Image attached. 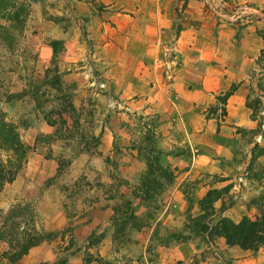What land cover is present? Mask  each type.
I'll use <instances>...</instances> for the list:
<instances>
[{"label": "rangeland", "instance_id": "rangeland-1", "mask_svg": "<svg viewBox=\"0 0 264 264\" xmlns=\"http://www.w3.org/2000/svg\"><path fill=\"white\" fill-rule=\"evenodd\" d=\"M3 1L0 167L15 175L0 189V204L8 201L0 209V264H230L217 238L181 236L191 234L201 215L195 203L209 189L228 187L213 208L235 223L264 205V162L251 161L254 145L264 147V49L245 85L250 127L227 120L229 97L216 101L234 85L202 111H186L199 115L188 122L169 86L176 31L152 54L139 40L143 32L128 17L115 20L106 5L101 10L100 0ZM116 1L132 16L135 0ZM223 1L264 15V0ZM142 4L147 15L154 3ZM249 21L264 25V18ZM256 33L264 42V30ZM11 94L18 97L7 100ZM217 142L225 156L212 152ZM199 155L217 171L193 172ZM155 157L173 182L140 198L146 162ZM16 178L21 185L10 193ZM33 236L45 239L10 261Z\"/></svg>", "mask_w": 264, "mask_h": 264}, {"label": "crops", "instance_id": "crops-1", "mask_svg": "<svg viewBox=\"0 0 264 264\" xmlns=\"http://www.w3.org/2000/svg\"><path fill=\"white\" fill-rule=\"evenodd\" d=\"M88 2L90 6L93 3L92 0ZM100 3L102 4L98 2L97 5L101 7L106 5L107 11H114L115 20L128 17L132 28L139 29L138 36L143 32L139 40L144 37L141 41L146 43L148 53H158L168 34H174L176 31L171 39L173 61L170 65L173 67L169 73L171 78L169 86L176 93V113L181 114L182 118L188 119V122L195 118L199 119L198 114L188 116L185 112L191 108L202 111L203 106L213 103L214 96L234 85L236 88L226 101V118L235 124L243 121V127L251 126L252 122L245 118L248 109L242 104L246 96L245 85L255 71L254 60L264 49V42L256 33L264 30L262 23H251L252 21L248 20L245 27L240 28L237 24L225 22L223 13L233 6L223 0H151L154 4L147 15H141L142 0H135L129 11L132 16L118 12L119 1L115 0L112 4L100 0ZM105 8L102 7L101 10ZM184 107L187 109L184 110ZM236 113H242L245 119L233 120ZM221 128L226 129L223 126ZM184 132L190 142L191 139H195L188 130L185 129ZM211 150L214 154L222 156L228 153L218 142L211 146ZM257 160L264 162V154ZM192 169L193 172L206 174L217 171L211 160L204 155L197 156ZM20 185L21 182L16 178L7 190L13 193ZM10 196L7 194L8 198ZM7 202L3 201L0 209L5 207ZM217 240L220 249L226 250L231 258L230 264H264L262 250H258L254 253L255 256L251 257L250 251L227 247L221 238Z\"/></svg>", "mask_w": 264, "mask_h": 264}, {"label": "trees", "instance_id": "trees-1", "mask_svg": "<svg viewBox=\"0 0 264 264\" xmlns=\"http://www.w3.org/2000/svg\"><path fill=\"white\" fill-rule=\"evenodd\" d=\"M0 4L1 6H4L5 2L0 0ZM232 91L233 89H229L224 94L217 96L216 101H222L223 103L231 95ZM17 97L18 95L11 94L7 97V100ZM245 107L251 110V112L254 110V106L247 102V98ZM48 124L52 125L50 122H48ZM16 144L18 149L23 148L19 143ZM254 150L255 154L252 156L251 161L264 154V147L258 148V146L254 145ZM14 175V171L4 170L0 167V189L4 184L11 182ZM158 177L163 181V183H161L163 184V187H161L155 179ZM141 179L139 186L140 194L138 197L147 199L150 197V193L153 195L158 188L163 189L166 186H169L173 182V175L170 170L160 166L158 164V159L155 157L152 161L146 162V169ZM227 190L228 187L209 189L196 201L195 204L198 206L201 215L188 229V232L191 234L181 236V239L203 236V241L210 244L213 239L222 238L227 247H237L242 251H250L252 253L257 252L258 250L264 252V205L262 203L258 204L256 208L257 215L254 217L248 218L243 216L235 223L226 217L220 216L221 211L213 208V204L226 194ZM190 208L191 206H188L187 213ZM171 237H174V235L172 234ZM43 239L45 238L42 236L29 237L20 245L18 250L12 254L9 260H18L21 256L26 254L28 249L36 246Z\"/></svg>", "mask_w": 264, "mask_h": 264}, {"label": "built area", "instance_id": "built-area-1", "mask_svg": "<svg viewBox=\"0 0 264 264\" xmlns=\"http://www.w3.org/2000/svg\"><path fill=\"white\" fill-rule=\"evenodd\" d=\"M226 10L227 11L223 13V20L230 24L238 23L240 21H248L250 19L257 20L264 18V15L260 10L246 4L237 5Z\"/></svg>", "mask_w": 264, "mask_h": 264}]
</instances>
